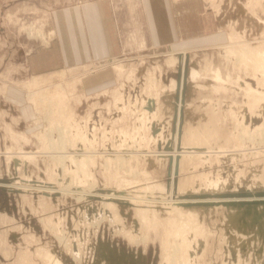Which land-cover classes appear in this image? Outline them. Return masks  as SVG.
Returning <instances> with one entry per match:
<instances>
[{
    "label": "rangeland",
    "instance_id": "374dc122",
    "mask_svg": "<svg viewBox=\"0 0 264 264\" xmlns=\"http://www.w3.org/2000/svg\"><path fill=\"white\" fill-rule=\"evenodd\" d=\"M75 1L0 0L1 181L57 186L61 177L79 192L84 186L89 188L91 181L95 185L92 195L81 197L0 187V264H48L44 251L60 257L64 264H170L174 240H182V247L186 243L189 250L181 247L187 258L181 255L171 264H264V213L259 214L264 203L178 205L184 211L206 207L199 234L186 231L182 215L160 202L168 200L171 169L169 158L161 152L172 145L174 133L178 135L176 147L181 149L176 154L184 152L178 156L172 191L177 197L264 192V5H260L264 0H150L152 8L170 11L173 6L178 20L181 15L182 28L169 29L159 40L162 43L152 42L144 50L132 48L90 65L27 73L23 54L54 38L47 22L49 9ZM133 1L139 5V0ZM126 2L115 0L118 10ZM28 26H33V36L24 29ZM131 44L135 47L136 43ZM244 49H251L248 57ZM183 50L187 51V68L199 77L187 73L177 134L173 116L180 63L175 52ZM242 60L251 64L247 67ZM93 66L109 73L100 78L101 83L87 82L94 77L86 80L96 72ZM115 66L119 68L116 83L111 79ZM214 71L221 77L215 78ZM37 76L39 82H32ZM66 82L73 86L67 87ZM58 85L64 93L55 90ZM12 98L19 105H13ZM58 130L74 142L88 137L89 141L81 138L75 143L77 147H66L90 154L86 163L67 160L60 166L57 158L50 157L49 144L57 139ZM20 151L32 157L10 156ZM98 191L130 192L146 199L136 206L130 200H105L95 195ZM149 199L157 201L154 206L147 205L152 204ZM228 207L242 210L241 222L228 219ZM57 233L68 245L59 242Z\"/></svg>",
    "mask_w": 264,
    "mask_h": 264
},
{
    "label": "crops",
    "instance_id": "0c3cea01",
    "mask_svg": "<svg viewBox=\"0 0 264 264\" xmlns=\"http://www.w3.org/2000/svg\"><path fill=\"white\" fill-rule=\"evenodd\" d=\"M138 3L137 6L133 0H127L118 10L115 0H77L50 8L47 22L53 30L54 38L23 54L24 70L34 73L94 64L132 48L144 50L150 48L152 42L160 44L162 42L159 40L165 37L169 29L172 32L178 27L182 28L181 15L179 13L178 20L173 6L170 8L171 15L169 8H152L150 0H139ZM132 42L136 43L135 47ZM103 68L95 66L96 72L92 77L88 75L86 80L94 78L87 82L95 79L101 83L100 78L109 74ZM116 70L117 67H113L111 79L114 83L118 81ZM11 103L19 105V100L12 98Z\"/></svg>",
    "mask_w": 264,
    "mask_h": 264
},
{
    "label": "bare ground",
    "instance_id": "6f19581e",
    "mask_svg": "<svg viewBox=\"0 0 264 264\" xmlns=\"http://www.w3.org/2000/svg\"><path fill=\"white\" fill-rule=\"evenodd\" d=\"M250 1V0H249ZM256 1V0H255ZM254 0H253V3L255 2ZM259 1V0H258ZM260 1H262V0H260ZM251 2V1H250ZM249 2V3H250ZM246 3V2H245ZM252 3V2H251ZM237 4V3H236ZM245 5V4H244ZM246 5H247V3H246ZM255 5V4H254ZM253 4L251 5L252 7L254 6ZM260 5H264V3L263 4H260ZM259 5V6H260ZM258 6V7H259ZM247 7V6H246ZM254 9V8H253ZM257 9V8H256ZM259 9V8H258ZM257 9V10H258ZM264 9V8H263ZM262 10V9H261ZM248 11V10H247ZM246 11V12H247ZM254 11V10H253ZM263 11V10H262ZM253 13V12H252ZM251 13V14H252ZM257 13V12H256ZM242 15H243V13H242ZM247 16H248V14H246ZM246 15L244 16L246 19H247V17H246ZM253 15V14H252ZM264 15V14H263ZM243 17V16H242ZM243 17V18H244ZM254 17V16H253ZM249 19H250V17H248ZM261 18V17H260ZM259 18V19H260ZM255 19V18H254ZM257 19V18H256ZM262 19V21H263V23H264V20H263V18H261ZM260 19V20H261ZM258 20V19H257ZM259 20V21H260ZM247 21V20H246ZM258 21V22H259ZM257 22V23H258ZM261 22V21H260ZM259 22V23H260ZM253 23H255V21L253 22ZM256 23V24H257ZM258 23V24H259ZM262 23V22H261ZM261 23L259 24V25H261ZM257 24V25H258ZM258 25V26H259ZM257 26V27H258ZM27 32H28V35H30V36H33V35H31L32 33H33V26L31 27V26H28V27H26V28H24ZM53 31V30H52ZM37 33V32H36ZM51 35H52V33H50ZM229 34H231V33H229ZM37 36V35H36ZM35 36V37H36ZM45 37V36H44ZM229 37H231V36H229ZM228 37V38H229ZM42 38V37H41ZM243 38V37H242ZM230 39V38H229ZM231 39H232V37H231ZM239 39H241V38H239ZM233 40H235V38L233 39ZM243 40H244V38H243ZM248 40V39H247ZM48 41V40H47ZM236 41V40H235ZM238 41V40H237ZM262 41V40H261ZM43 42H45L46 44H47V42L46 41H43ZM240 42V41H239ZM246 42V41H245ZM241 43H243V42H241ZM241 43H239V44H241ZM257 43H258V40H257ZM262 43V42H261ZM238 44V45H239ZM245 44V43H244ZM249 44V43H248ZM263 45H264V43H262ZM229 45V44H228ZM247 45V44H246ZM261 45V44H260ZM233 46V48L236 46V45H232ZM243 46V45H242ZM241 46V47H242ZM248 46H250V45H248ZM229 47V46H228ZM231 47V46H230ZM239 48H240V45L238 46ZM244 47H245V45H244ZM247 47V46H246ZM226 48V47H225ZM239 48H236V49H239ZM248 48V50H249V47H247ZM263 48H264V46H263ZM231 49V48H230ZM242 49V48H241ZM258 49V48H257ZM247 50V49H246ZM245 49H244V53L246 54V53H248L247 51H246ZM252 50H254L253 48H252ZM262 50V47L260 48V51ZM264 50V49H263ZM225 51V50H224ZM239 51V50H238ZM242 51V50H241ZM187 51H185V50H183V51H177V52H175V54H176V56H177V60H178V57H179V63H180V66H179V71H180V77H179V81H178V85H177V87H178V95H177V100H176V105H177V109H176V123H175V130H176V132H177V126L179 125V118H180V111H181V109H182V111H183V107H184V101L182 102L181 101V99H182V95H184V94H182V91H183V88H184V85H185V82H186V77H188L187 75V73H190V77L191 76H194L193 78H196V76L195 75H197V73L195 74L194 73V71H190L189 70V68H187V56H186V53ZM237 52V51H236ZM243 52V51H242ZM242 52H240V53H242ZM250 52H252L251 51V49H250ZM249 52V53H250ZM229 54V56H230V52H228ZM234 53H235V51H234ZM238 53V52H237ZM237 53H235V54H237ZM227 54V53H226ZM251 54V53H250ZM173 55H174V53H173ZM234 55V54H233ZM175 56V57H176ZM224 56V55H223ZM228 56V57H229ZM241 56V55H240ZM239 56V57H240ZM246 56L248 57V55L246 54ZM259 56V55H258ZM261 56V55H260ZM231 57H233L232 55H231ZM234 57H235V55H234ZM237 57V56H236ZM256 57V56H255ZM264 57V56H263ZM172 58V57H171ZM174 58V57H173ZM227 58V57H226ZM251 58V57H250ZM169 59V58H168ZM228 59V58H227ZM237 61H239L240 59L239 58H235ZM242 59V58H241ZM247 59V58H246ZM249 59V58H248ZM252 59V58H251ZM256 59H257V57H256ZM260 59V58H259ZM259 59H257V60H259ZM228 60H230V59H228ZM234 60V59H233ZM172 61V60H171ZM241 61V60H240ZM169 62V61H168ZM242 62H243V60H242ZM241 62V63H242ZM253 62V61H252ZM254 62H255V60H254ZM263 62V61H262ZM245 62H243V64H244ZM247 64H251V62L249 63H246V64H244V65H247ZM257 64V63H256ZM255 64V65H256ZM119 65V64H118ZM118 65H116V66H118ZM122 65V64H121ZM80 66V65H79ZM85 66V65H84ZM115 66V67H116ZM120 66V65H119ZM124 66V65H123ZM243 66V65H242ZM249 65H247V67H248ZM260 67V66H259ZM118 68V67H117ZM207 68V67H206ZM251 68H253V66H251ZM258 68V67H257ZM262 68V67H261ZM74 69V68H73ZM76 69V68H75ZM125 69V68H124ZM248 69H250V68H248ZM255 69V68H254ZM254 69L252 70V73L254 72ZM264 68H262V71H264L263 70ZM118 70H119V68H118ZM188 70L190 71V72H188ZM245 70V69H244ZM65 71V70H64ZM64 71H60L59 72V74L61 75V76H63V74H64ZM123 71V70H122ZM219 71V70H218ZM246 71V70H245ZM74 72V71H73ZM120 72V71H119ZM131 72V71H130ZM217 72V71H216ZM249 72V71H248ZM247 72V73H248ZM251 72V71H250ZM249 72V73H250ZM200 73V72H199ZM208 73V72H207ZM220 73V72H219ZM264 73V72H263ZM133 74V73H132ZM131 74V75H132ZM192 74V75H191ZM195 74V75H194ZM215 74H218V72L217 73H215V71H214V75ZM261 74V73H260ZM250 75V74H249ZM252 75V74H251ZM122 76V75H121ZM129 76V75H128ZM217 76V77H216ZM220 76V75H219ZM218 75H215V78H220ZM253 76H254V74H253ZM256 76H258L257 74H256ZM260 76V75H259ZM197 77H199L198 75H197ZM251 77V76H250ZM239 78V77H238ZM254 78V77H253ZM262 78V77H261ZM263 78H264V75H263ZM37 79H39V77L37 76V77H34V79L32 80V82L33 81H38ZM193 80V79H192ZM228 80V79H227ZM240 80V79H239ZM259 80V79H258ZM262 80V79H261ZM174 81V80H173ZM218 81H220V80H218ZM241 81V80H240ZM39 82V81H38ZM73 82V81H72ZM77 82H78V80H77ZM236 82H239L238 80H236ZM242 82V81H241ZM244 82V81H243ZM259 82V81H258ZM264 82V81H263ZM74 83V82H73ZM171 83V82H170ZM175 83V82H174ZM173 83V84H174ZM30 84V83H29ZM68 84L70 85V86H73L72 85V83H68V82H66V85H67V87H68ZM172 84V83H171ZM172 84V85H173ZM189 84V83H188ZM191 84V83H190ZM259 84V83H258ZM262 84V83H261ZM30 85H32V84H30ZM75 85V84H74ZM228 85V84H227ZM244 85H246V84H244ZM29 86V85H28ZM171 86V85H170ZM56 87V91H60V92H62V93H64V89L60 86V85H58V87L57 86H55ZM173 86H171V87H169V88H172ZM237 87V86H236ZM245 88L247 87V86H244ZM251 87V86H250ZM175 88V87H174ZM249 88V87H248ZM259 87H257L256 89H258ZM262 88H263V86H262ZM173 89V88H172ZM235 89V88H234ZM250 89V88H249ZM188 90V89H187ZM246 90V89H245ZM244 90V91H245ZM255 90V89H254ZM186 90H184L183 92H185ZM251 91V90H250ZM260 91V90H259ZM259 91H258V93H259ZM54 92V91H53ZM187 92V91H186ZM185 92V93H186ZM246 92V91H245ZM55 93V92H54ZM251 93H252V91H251ZM261 93V92H260ZM56 94V93H55ZM61 94V93H60ZM66 94V93H65ZM248 94V93H247ZM250 94V93H249ZM31 95V94H30ZM64 95V94H63ZM255 95H259V94H257V93H255ZM262 95V94H261ZM117 96V95H116ZM115 96V97H116ZM173 96V95H172ZM264 96V95H263ZM67 97V96H66ZM65 97V98H66ZM249 97V96H248ZM258 97H260V96H258ZM59 98V97H58ZM71 98V97H70ZM150 98V97H149ZM50 99H51V97H50ZM66 99H68V98H66ZM66 99L64 100V98H63V100H64V104L66 103ZM153 99V98H152ZM152 99H150L151 101H152ZM59 100V99H58ZM57 100V101H58ZM122 100V99H121ZM121 100H119V101H121ZM118 101V103H120ZM262 101V100H261ZM57 104H58V102H57ZM151 104V103H150ZM115 105V104H114ZM258 105V104H257ZM186 107V106H185ZM261 107V106H260ZM185 109V108H184ZM182 115V114H181ZM143 119V118H142ZM73 124V123H72ZM262 125H264V123L262 124ZM264 129V128H263ZM262 130V129H261ZM70 131V130H69ZM264 131V130H263ZM262 131V132H263ZM71 132V131H70ZM175 132V131H174ZM72 133V132H71ZM177 134H178V132H177ZM57 139H54L55 141H53V140H51L50 142H48V143H50L49 144V150L48 151H50V157H53V158H57L58 159V161H60L61 162V164H60V166H62L64 163H65V161H67V160H73V161H75V163L76 164H78V161H81V160H85V163H86V159H88L89 157H90V154H87V153H85L84 155L83 154H81V153H79L78 152V150H77V148H74L73 150H72V148L70 147V146H72V145H68L70 148H68V149H66V147H67V144H73V146L72 147H77L78 146V144H75V143H78L80 140H81V138H83V137H81V138H75L76 139V142H74V138H72V137H70V139L66 136H64L63 135V130H58L57 131ZM178 136V135H177ZM177 136H176V133H174L173 134V139H172V145H171V147H172V149L171 150H168V149H166V151L165 152H161L162 153V155L163 156H166V157H168V158H170V163H171V169H170V172H169V175H170V179H169V181H168V188H167V191H166V194L168 195V197H167V199L168 200H166V198H163L164 199V201H160V202H163L164 204H165V206H167V207H169L168 209H170L171 208V210H173L174 212L176 211V213H179V215L181 214L182 216H180L181 218H184V219H182L181 220V222H182V224H184V225H182V226H185V230L186 229H188V231H195L196 233L198 232L199 234H201V232L203 231V229H201V224H199V220H200V218L202 217L201 216V212L203 211V212H205V209H206V207L204 208V209H200V208H197L196 209V207H195V209L196 210H194L193 208H190V211H184V209L185 208H183V210H182V207H179L181 204L182 205H189V204H193V203H195L196 205L197 204H199V205H205L206 206V204L205 203H208V204H210V203H213V205L215 204V206H217L216 204L218 203H222V204H235L236 202H244V203H248V204H250L251 202H258V203H264V192L261 190V191H252V190H247V191H244V190H242V191H239V192H236V191H234V193L233 194H231V193H226V194H222V195H215V196H195V195H189L188 197H177L176 196V193H175V195L172 193V191H173V185H174V183H175V180H176V178H175V173H176V167H177V160H178V156L180 155L181 157L183 156V154H184V152H183V150H182V152L180 153L179 152V155L178 154H176L177 153V151L178 150H181L180 149V147L178 148V147H176V143H177ZM88 140V137H84L82 140ZM73 141V142H72ZM89 141V140H88ZM87 142V141H86ZM130 143V142H129ZM121 146V145H120ZM124 146H126V145H124ZM85 147H86V145H85ZM134 147V146H133ZM176 147V148H175ZM124 148V147H123ZM66 149V150H65ZM137 149V148H136ZM185 150V149H184ZM47 151V150H46ZM90 151V150H89ZM21 152V151H20ZM14 153V154H11L10 156L11 157H16V156H21V157H23L24 159H27V158H29V157H32V155L30 154V153H28V152H21V153ZM74 152H77L76 154L74 153ZM108 152V151H107ZM216 152V151H215ZM12 153V152H11ZM92 153V152H91ZM220 153V152H219ZM47 154V153H46ZM238 154V153H237ZM27 157V158H26ZM117 157V156H116ZM17 159H18V157H16ZM122 158V157H121ZM78 160V161H77ZM20 161V160H19ZM26 161V160H25ZM24 161V162H25ZM123 161V160H122ZM17 162V161H16ZM64 162V163H63ZM82 163V162H81ZM80 164V163H79ZM121 164V163H120ZM85 165V164H84ZM130 165V164H129ZM130 168V167H129ZM130 170V169H129ZM131 171V170H130ZM63 178H61L60 177V179H59V181H60V183L56 186V185H54V184H52V185H44V184H38V185H33V184H30V183H25V182H16V181H10V180H7V181H1L0 180V187L1 188H3V189H5V190H7V189H12V188H15V189H17L18 191H25L26 189H38V190H40L41 192H48V193H52V192H60V193H73V194H77L79 197H81V196H83V195H92L93 193H92V189L94 188V183H92V181H91V183H90V185H88L89 186V188H85V186H84V188L83 189H81V191L79 192V191H77V190H74V189H72L71 188V186H74V185H71V183L70 182H68L67 184H65V182H63ZM52 181V180H51ZM58 181V182H59ZM42 183V182H41ZM44 183V182H43ZM210 183V182H209ZM131 186V185H130ZM129 186V187H130ZM160 186V185H159ZM158 186V187H159ZM147 187V186H146ZM163 188V187H162ZM127 189V188H126ZM72 190H74V191H72ZM209 190V189H208ZM31 192V191H30ZM94 192V191H93ZM175 192V191H174ZM182 192V191H181ZM180 192V193H181ZM130 193V192H129ZM129 193H117V194H115V193H106V192H104V193H101V192H99L98 191V193H95V195H100L101 196V198H105V200L106 199H113V198H116V199H119V200H130L132 203H134V204H136V206L138 205V203L140 204L141 202H144V200L146 199V197H143V196H140V195H131V194H129ZM164 193V192H163ZM97 197V196H96ZM111 202V201H110ZM125 202V201H124ZM129 202V201H128ZM148 203H152V204H147V205H151V206H154L153 204L154 203H156L157 201H155V200H150L149 199V201H147ZM105 203V202H104ZM106 205H107V203H105ZM133 204V205H134ZM157 204H159V203H157ZM162 204V203H161ZM179 205V206H178ZM150 206V207H151ZM158 206V205H157ZM161 206V205H160ZM195 206V205H194ZM210 206V205H209ZM198 207V206H197ZM208 207V206H207ZM139 208V207H138ZM137 209V208H136ZM142 209V208H141ZM210 209V208H209ZM228 209V219L230 220V221H236V222H241L240 221V218H242V214H244L243 212H242V210L241 209H239V207H235L234 209L233 208H231V207H228L227 208ZM148 210V209H147ZM207 210V209H206ZM231 210V211H230ZM140 211V210H139ZM142 211L143 210H141L139 213H142ZM145 211V210H144ZM143 211V212H144ZM152 211H153V209H152ZM255 211V210H254ZM257 211V210H256ZM259 214L260 213H264V206H261V208L259 209ZM149 212V211H148ZM144 213H146V212H144ZM205 214V213H204ZM259 214H257V213H255V215H256V217L257 218H259ZM140 215H142V218H143V214H140ZM148 214H144V216H147ZM261 215V214H260ZM255 217V218H256ZM180 218V219H181ZM251 218L252 219H254L252 216H251ZM146 219H148L147 217H146ZM44 220H45V222H46V224L48 225V222H49V220H47V218L45 219L44 218ZM142 220V219H141ZM149 220V219H148ZM171 220H173V219H171ZM176 221V220H175ZM174 221V222H175ZM173 222V221H172ZM172 224V223H171ZM239 224V223H238ZM179 226L180 228L182 227V226ZM201 225V226H200ZM261 225H262V223H261ZM52 227H53V225H52ZM178 227V231H179V228ZM184 228V227H183ZM174 229H176L175 228V224H174ZM177 230V229H176ZM180 230H182V229H180ZM175 231V230H174ZM187 231V230H186ZM176 233V232H175ZM177 233H179V232H177ZM181 233H183V232H181ZM180 233V234H181ZM172 234H174L173 232H172ZM180 234L178 235V236H180ZM171 235V234H170ZM169 235V236H170ZM56 236H57V238H58V240H59V242H62L63 244H66V245H68V242H67V240L62 236V234H60V233H57L56 234ZM169 236H167L168 237V239H169ZM174 236V235H173ZM172 235L170 236V237H173ZM180 237H182V235L180 236ZM185 237V236H184ZM134 238V237H133ZM174 238V237H173ZM175 239V238H174ZM182 239V238H181ZM181 241L182 240H180V242L179 243H177V241L176 240H174V244H172L171 245V250H169V254H170V256H169V260L168 261H170L169 263L171 264V263H174L176 260V257H177V259H179V257L181 256V255H183L184 253H182L180 250H181V247H182V244L183 243H181ZM183 242V241H182ZM228 242V241H227ZM185 245H186V243H184ZM184 245V246H185ZM183 246V247H184ZM182 247V248H183ZM188 247V246H187ZM229 247V246H228ZM227 247V248H228ZM243 247V246H242ZM184 248H186V246L184 247ZM186 249H188V248H186ZM185 249V250H186ZM189 250V249H188ZM234 250V249H233ZM261 251V250H260ZM44 252H46V254H44L45 256H46V258L48 257V264H64V262H63V260L60 258V257H57L55 254L53 255V254H51L50 252H48V251H44ZM243 252V251H242ZM185 253H186V251H185ZM190 254V253H189ZM185 255V254H184ZM183 255V257H185ZM4 256H7V253L5 252L4 253ZM44 257V256H43ZM181 258H182V256H181ZM185 258H187V256L185 257ZM185 260V259H184ZM174 261V262H173ZM178 261V260H177ZM176 261V262H177Z\"/></svg>",
    "mask_w": 264,
    "mask_h": 264
},
{
    "label": "water",
    "instance_id": "95a60500",
    "mask_svg": "<svg viewBox=\"0 0 264 264\" xmlns=\"http://www.w3.org/2000/svg\"><path fill=\"white\" fill-rule=\"evenodd\" d=\"M179 77H180V71H179V73H178V76H177V84H178V81H179ZM176 116V114H174V120H175V117ZM173 124L175 125V121H173ZM179 126H180V124L178 125V130H179ZM173 129L174 128H172V130H171V132L173 131ZM165 148H167L168 150H171L172 149V147L171 146H169V145H166V147ZM168 163H169V166H170V158L168 159ZM0 180H2L1 178H0Z\"/></svg>",
    "mask_w": 264,
    "mask_h": 264
}]
</instances>
